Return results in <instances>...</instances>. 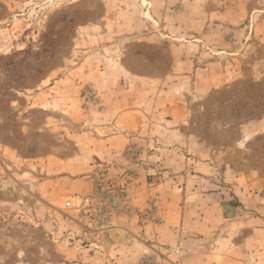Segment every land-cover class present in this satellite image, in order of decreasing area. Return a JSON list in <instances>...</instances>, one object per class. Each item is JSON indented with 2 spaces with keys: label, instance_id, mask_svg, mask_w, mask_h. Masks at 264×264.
Listing matches in <instances>:
<instances>
[{
  "label": "rangeland",
  "instance_id": "374dc122",
  "mask_svg": "<svg viewBox=\"0 0 264 264\" xmlns=\"http://www.w3.org/2000/svg\"><path fill=\"white\" fill-rule=\"evenodd\" d=\"M0 264H264V0H0Z\"/></svg>",
  "mask_w": 264,
  "mask_h": 264
},
{
  "label": "trees",
  "instance_id": "16d2710c",
  "mask_svg": "<svg viewBox=\"0 0 264 264\" xmlns=\"http://www.w3.org/2000/svg\"><path fill=\"white\" fill-rule=\"evenodd\" d=\"M49 32H47L46 34H44L43 39H48L49 37ZM48 42V40H47ZM44 44L43 48H47L46 43ZM3 59H11L10 57H2ZM47 61L42 62L43 64H46ZM15 65H17V63H15ZM48 71H42V69H32V70H28L27 74H22L18 77V84H20L22 87L21 89H29L32 87H36L41 81H43L45 79V75L47 74ZM27 75V76H25ZM24 80V81H23Z\"/></svg>",
  "mask_w": 264,
  "mask_h": 264
},
{
  "label": "crops",
  "instance_id": "0c3cea01",
  "mask_svg": "<svg viewBox=\"0 0 264 264\" xmlns=\"http://www.w3.org/2000/svg\"><path fill=\"white\" fill-rule=\"evenodd\" d=\"M138 119H134V121H137ZM119 141H121L122 142V144L120 145V146H118V144H116V143H118ZM133 141V140H132ZM113 143L114 145H115V149L116 150H121V149H125V147L127 146V143L128 142H130V140H128V139H126L125 137H123V140H120V139H117L116 137H110V138H108V139H106V140H102V143H105V144H109V143ZM101 143V144H102ZM105 146H108V145H105ZM108 148H113L112 146L111 147H108ZM115 149H113V150H115ZM112 150V149H111ZM182 215V214H181ZM176 222V221H175ZM169 224L170 223H168V224H166V223H162V227H168L169 226ZM147 228H149V229H151L152 227H147Z\"/></svg>",
  "mask_w": 264,
  "mask_h": 264
},
{
  "label": "built area",
  "instance_id": "2783aa9c",
  "mask_svg": "<svg viewBox=\"0 0 264 264\" xmlns=\"http://www.w3.org/2000/svg\"><path fill=\"white\" fill-rule=\"evenodd\" d=\"M70 205H71V202H68V203H67V206H70Z\"/></svg>",
  "mask_w": 264,
  "mask_h": 264
}]
</instances>
